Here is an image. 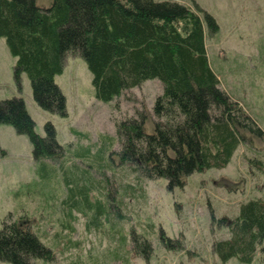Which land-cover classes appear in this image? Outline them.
<instances>
[{"label": "trees", "instance_id": "1", "mask_svg": "<svg viewBox=\"0 0 264 264\" xmlns=\"http://www.w3.org/2000/svg\"><path fill=\"white\" fill-rule=\"evenodd\" d=\"M217 31L214 18L194 0H51L48 7L37 0H0V37L16 59L15 81L20 90L21 75L26 74L34 101L44 111L68 115L66 97L55 78L63 73L69 55L85 61L95 97L104 103H113L148 80L158 79L163 85L152 108L116 120L113 139L121 146L112 156L118 163L115 157L106 163L88 147L79 155L92 158L85 168L74 164L77 169L67 172L60 162L63 170L40 171L50 178L60 170L63 173L68 190L61 203L66 230H72L68 220L75 219L77 210L87 216L88 230L111 222V228L119 232L116 225L126 217L119 210L137 188L126 182L123 190L114 186L110 197L107 183L113 178L106 177L108 172L115 176L127 169L140 181L163 178L172 191L196 172L227 166L240 144L264 140L263 129L240 102L221 89L210 66L207 39ZM0 124L29 137L33 157L41 166L63 158L66 150L56 139L54 125L46 123L45 136L38 135L21 96L0 100ZM247 162L262 175L264 192V153L256 152ZM93 170L101 177L95 178ZM95 190H105L107 202L92 201ZM55 198L47 195V200ZM228 229L231 236L214 242V254L221 263L231 258L251 263L264 242V198L242 204ZM159 238L166 247H173L165 237ZM119 239L120 246L124 245V237ZM261 256L264 259V246ZM53 259V250L28 225L10 214L4 219L0 261L35 264Z\"/></svg>", "mask_w": 264, "mask_h": 264}, {"label": "rangeland", "instance_id": "2", "mask_svg": "<svg viewBox=\"0 0 264 264\" xmlns=\"http://www.w3.org/2000/svg\"><path fill=\"white\" fill-rule=\"evenodd\" d=\"M194 2L218 25L206 46L221 89L240 102L264 131V0ZM37 3L48 7L51 0ZM15 62L5 39L0 37V100L21 96L35 122L36 133L44 137L45 124L52 123L58 143L66 150L60 161L43 167L33 157L29 137L18 134L11 125L0 124V228L10 214L13 220L28 225L41 236V241L53 250L54 259L37 260L35 264H264V242L257 247L251 263L237 258L221 263L213 252L215 241L231 236L228 225L239 214L241 205L264 198L262 175L247 162L256 152L264 153V140L240 144L227 166L196 172L172 191L163 178L140 181L127 169V175L122 170L115 176L108 172L106 177L114 180L105 181L110 197L114 186L123 190L122 185L127 182L137 188L135 196H126L119 210L126 216L116 225L119 232L111 228V222L88 230L87 216L77 210L73 212L75 219L68 220L72 230H66L62 226L67 219L61 203L68 190L63 173L60 170L50 178L40 171H59L60 162L67 172L76 170V165L85 168L92 158L79 155L88 147L92 155L98 153L109 163L115 157L112 153L121 146L118 139L117 143L113 139L116 120L152 108L163 85L158 79L148 80L113 103H104L95 97L92 74L85 61L69 55L63 73L55 78L66 97L68 115L61 117L37 105L26 74L21 75L19 90L13 74ZM115 161L118 163L117 158ZM93 173L95 178L101 177L94 170ZM104 192L95 190L91 200L100 198L107 202ZM47 195L56 198L47 200ZM114 209L111 210L115 212ZM221 219L225 221L220 222ZM121 236L125 239L122 246ZM160 236L172 242L173 247H166Z\"/></svg>", "mask_w": 264, "mask_h": 264}]
</instances>
